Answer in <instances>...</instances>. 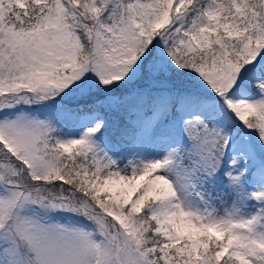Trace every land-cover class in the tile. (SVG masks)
Listing matches in <instances>:
<instances>
[{"label":"snow or ice","instance_id":"snow-or-ice-1","mask_svg":"<svg viewBox=\"0 0 264 264\" xmlns=\"http://www.w3.org/2000/svg\"><path fill=\"white\" fill-rule=\"evenodd\" d=\"M0 264H264V0H0Z\"/></svg>","mask_w":264,"mask_h":264}]
</instances>
